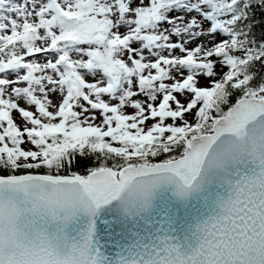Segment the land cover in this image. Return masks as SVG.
<instances>
[{
  "label": "snow or ice",
  "instance_id": "6c2138e0",
  "mask_svg": "<svg viewBox=\"0 0 264 264\" xmlns=\"http://www.w3.org/2000/svg\"><path fill=\"white\" fill-rule=\"evenodd\" d=\"M0 264H264V0H0Z\"/></svg>",
  "mask_w": 264,
  "mask_h": 264
},
{
  "label": "trees",
  "instance_id": "16d2710c",
  "mask_svg": "<svg viewBox=\"0 0 264 264\" xmlns=\"http://www.w3.org/2000/svg\"><path fill=\"white\" fill-rule=\"evenodd\" d=\"M256 19H257V20H260V19H261V17H260L259 15H257Z\"/></svg>",
  "mask_w": 264,
  "mask_h": 264
}]
</instances>
